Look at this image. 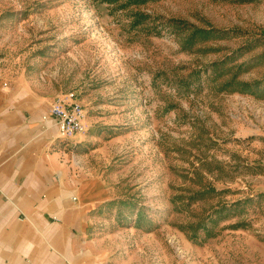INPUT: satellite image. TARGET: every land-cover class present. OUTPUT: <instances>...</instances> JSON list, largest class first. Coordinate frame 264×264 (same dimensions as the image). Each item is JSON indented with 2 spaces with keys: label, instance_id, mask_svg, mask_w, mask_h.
Masks as SVG:
<instances>
[{
  "label": "rangeland",
  "instance_id": "rangeland-1",
  "mask_svg": "<svg viewBox=\"0 0 264 264\" xmlns=\"http://www.w3.org/2000/svg\"><path fill=\"white\" fill-rule=\"evenodd\" d=\"M0 71L82 106L108 264H264V0H0Z\"/></svg>",
  "mask_w": 264,
  "mask_h": 264
},
{
  "label": "crops",
  "instance_id": "crops-1",
  "mask_svg": "<svg viewBox=\"0 0 264 264\" xmlns=\"http://www.w3.org/2000/svg\"><path fill=\"white\" fill-rule=\"evenodd\" d=\"M51 103L0 71V264H108L90 228L109 190L76 171Z\"/></svg>",
  "mask_w": 264,
  "mask_h": 264
},
{
  "label": "built area",
  "instance_id": "built-area-1",
  "mask_svg": "<svg viewBox=\"0 0 264 264\" xmlns=\"http://www.w3.org/2000/svg\"><path fill=\"white\" fill-rule=\"evenodd\" d=\"M49 113L55 120L60 139L70 141L73 136L85 131L82 106L74 93L54 100L50 105Z\"/></svg>",
  "mask_w": 264,
  "mask_h": 264
},
{
  "label": "trees",
  "instance_id": "trees-1",
  "mask_svg": "<svg viewBox=\"0 0 264 264\" xmlns=\"http://www.w3.org/2000/svg\"><path fill=\"white\" fill-rule=\"evenodd\" d=\"M106 1H110V0H106ZM142 1L144 0H127V3H137V2H142ZM188 29L190 30V34L188 38L186 39L187 45L191 43V41L194 39L195 36L208 35L210 33L209 30L196 28L194 26H191Z\"/></svg>",
  "mask_w": 264,
  "mask_h": 264
}]
</instances>
